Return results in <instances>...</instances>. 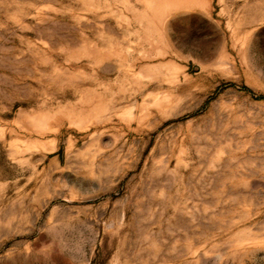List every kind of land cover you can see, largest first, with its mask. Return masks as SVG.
<instances>
[{"label":"rangeland","instance_id":"rangeland-1","mask_svg":"<svg viewBox=\"0 0 264 264\" xmlns=\"http://www.w3.org/2000/svg\"><path fill=\"white\" fill-rule=\"evenodd\" d=\"M0 264H264V0H0Z\"/></svg>","mask_w":264,"mask_h":264}]
</instances>
